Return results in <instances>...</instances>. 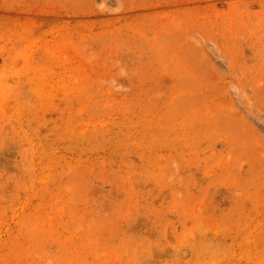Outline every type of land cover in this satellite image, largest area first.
Instances as JSON below:
<instances>
[{
  "label": "rangeland",
  "instance_id": "obj_1",
  "mask_svg": "<svg viewBox=\"0 0 264 264\" xmlns=\"http://www.w3.org/2000/svg\"><path fill=\"white\" fill-rule=\"evenodd\" d=\"M0 264H264V0H0Z\"/></svg>",
  "mask_w": 264,
  "mask_h": 264
}]
</instances>
